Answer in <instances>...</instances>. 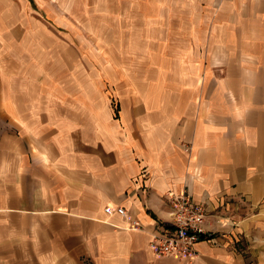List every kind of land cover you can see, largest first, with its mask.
I'll return each instance as SVG.
<instances>
[{
	"label": "crops",
	"instance_id": "0c3cea01",
	"mask_svg": "<svg viewBox=\"0 0 264 264\" xmlns=\"http://www.w3.org/2000/svg\"><path fill=\"white\" fill-rule=\"evenodd\" d=\"M162 16L164 76L72 51L94 23L142 48ZM12 34L32 56L0 66V264L164 263L149 241L184 190L214 236L193 264H264V0H0Z\"/></svg>",
	"mask_w": 264,
	"mask_h": 264
},
{
	"label": "rangeland",
	"instance_id": "374dc122",
	"mask_svg": "<svg viewBox=\"0 0 264 264\" xmlns=\"http://www.w3.org/2000/svg\"><path fill=\"white\" fill-rule=\"evenodd\" d=\"M97 19H100V18H96V17L94 18V20H97ZM178 19L180 18H167L165 16L153 17V18H142V23H141L142 25V32H141L142 45L141 46L143 47L138 48V49L137 48L133 49V48L116 47L117 45L116 41H117L119 34L117 32L109 33V34H107V32L102 33L100 31L101 24L94 23V28L95 29L98 28L99 32L95 31L94 33H85V32L80 33V34L77 33L78 39L82 41L83 43L85 42V44L88 43L89 48H76L72 51H75V56L80 61H85L87 59L93 62L94 69L101 70L103 67V63H107L106 67H109L110 72H113V73L120 72V70H125L126 72L141 73L147 76H154V77H157L159 75L164 76L166 73V70H165L166 55L168 51L166 48H167L168 42L171 41V37H172V32L169 31V29L171 28H168L167 23L171 20L177 21ZM50 20L52 19L47 18V21L52 26L53 22ZM169 25L171 24L169 23ZM10 36H14V37L11 38V40H9ZM10 36H7L6 38L9 40L8 46H11V47L6 48V49H4L5 47H3V49H0V58L3 60V64L0 66L7 67V68H13L14 66H16L15 64L11 62L12 58H17L23 61L22 58L26 60L27 58H29V56H32L31 50L19 47L20 46L19 42L22 41L23 39L22 37H20V35L12 34ZM4 44H5V41H4ZM103 44L106 45V48ZM108 44H110L109 48H107ZM13 46H15V48H13ZM147 46H150V47H147ZM49 51L51 52V50H48V53ZM63 51L66 53L69 50H62V52ZM51 55H53V50H52ZM2 85L4 86L3 81H2ZM109 89H112V88L110 87ZM113 106L116 110L117 109L116 101H114ZM185 150L187 152H191L192 148L189 145L185 147ZM184 191H187V190H184ZM183 192L176 193V194L172 193L170 196V202L174 196L179 195ZM193 200L196 201L194 198ZM200 204H203V203H200ZM207 212L209 216L210 214H209L208 208H207ZM208 216L206 220H204L203 222L204 223L203 228L206 232V236H207L206 239L210 240L214 236L210 234L209 231H207V229L205 228V223L208 219ZM173 223L174 221H172V223L170 224V227L174 226ZM140 228H141V224L139 225V227L135 229H140ZM164 228H168V227L165 226ZM153 234L151 235V239H152ZM203 240L205 239H202L197 242L196 247H195L196 252L194 256H190V257L157 256L154 254L153 250L150 247L151 240L149 241V248L151 249L155 257L159 261L164 260V263H160V264H193V261L197 257V254H198L197 245Z\"/></svg>",
	"mask_w": 264,
	"mask_h": 264
},
{
	"label": "built area",
	"instance_id": "2783aa9c",
	"mask_svg": "<svg viewBox=\"0 0 264 264\" xmlns=\"http://www.w3.org/2000/svg\"><path fill=\"white\" fill-rule=\"evenodd\" d=\"M171 204L174 226L155 232L150 247L157 256H194L197 242L207 237L203 228V222L208 216L207 208L194 201L188 191L174 196ZM106 212L113 214L115 210L106 208ZM116 212L126 215L124 208H118ZM139 225L135 222L133 227L137 228Z\"/></svg>",
	"mask_w": 264,
	"mask_h": 264
}]
</instances>
